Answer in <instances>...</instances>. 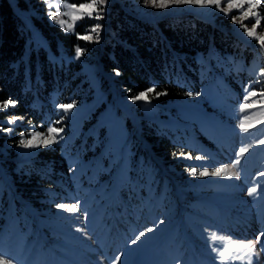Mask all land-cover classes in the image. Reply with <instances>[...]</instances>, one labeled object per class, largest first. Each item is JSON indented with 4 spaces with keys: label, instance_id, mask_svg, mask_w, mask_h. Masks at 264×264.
Returning a JSON list of instances; mask_svg holds the SVG:
<instances>
[{
    "label": "rangeland",
    "instance_id": "rangeland-1",
    "mask_svg": "<svg viewBox=\"0 0 264 264\" xmlns=\"http://www.w3.org/2000/svg\"><path fill=\"white\" fill-rule=\"evenodd\" d=\"M9 1L15 5L14 0ZM127 1L136 15L149 19L191 12L211 22L227 21L225 29L236 37L240 46L237 53L213 59L209 57L211 54L199 55L197 59L202 81L200 93L208 108L189 107L182 113L187 124L173 122L172 125L181 129V133H177L181 138L177 137L175 142L181 144L180 148L193 152L189 164L193 170L196 167L208 172L231 169L239 158L240 175L212 176L205 184L193 182L191 186L198 193L178 203L177 195L184 198L178 180L154 157L149 142L140 136L136 112L141 111L144 118L159 124L171 123L162 118L153 104L119 96V89L113 82L115 74L101 73L93 62L94 55L89 52L92 42H88L90 46L83 45L79 59L76 49L73 55L67 56L58 46L54 54L32 22L31 16L38 17L40 13L15 8L26 35L27 57L31 51L37 55L41 49L51 62L67 65L71 61L78 69L74 75H79V84L72 86L73 92L68 91L69 87L59 90L54 87L49 99L43 103L35 101L36 107L41 108L36 124L43 127L46 134L49 127L63 129L52 145L60 147L68 168L67 179L61 183L58 193H54L56 212L49 223L40 221L29 204L13 201V186L0 163V254L11 258L13 264H116L117 256L119 264H144L149 254L155 264H221L218 252L212 249L215 246L218 251L223 250L226 240L213 242V232L218 237L242 242L254 241L264 232V175H261L264 144L259 143L264 139V123H259L264 119V107L256 96L248 101L253 107L244 111L240 108L245 103L246 90L257 93L264 90V76L260 75L264 71V49L247 36L240 22L234 23L231 19L239 16L242 10L233 9L226 15L212 7L170 5L161 9L153 7L151 0ZM48 2L60 7L49 8L44 0L46 19L64 33L73 34L76 25L88 18L76 21L69 31L70 17L60 16L67 22L63 28L50 18V13L67 12L63 7L67 2ZM226 3L227 0H222V6ZM242 23L250 28L255 17ZM93 27L83 36L96 37L91 32ZM262 32L264 19L257 28L258 34ZM226 75L229 82L224 80ZM69 103L75 106L65 113L60 105ZM246 117L250 118L246 123H255V126L243 132L240 122ZM9 119L3 120V124L12 131L2 132L12 137L15 136L13 127L17 124L24 127L25 122L17 120L15 124H8ZM26 126L29 131L22 132L24 139H29L34 132L40 133L39 127ZM242 147H249V150L240 158L238 153ZM30 149L6 142L0 148V162L11 159L13 153L18 155L17 159L27 161L32 156ZM252 187L257 188V193L250 196L248 191ZM129 195L135 199V211L117 203L121 200L119 197ZM58 204H78L79 208L69 213L57 208ZM139 209L144 210L143 219ZM97 218L100 219L99 229H95L98 224L93 228ZM131 225L135 229L138 226L137 235L148 228L153 231L146 232L136 244L130 241L118 249L115 245L123 227ZM244 231L250 233L246 239L242 238ZM261 240L264 243V237ZM82 246L91 248L92 253ZM257 252L254 264H264V252L259 250V245ZM224 264H247V260L230 259Z\"/></svg>",
    "mask_w": 264,
    "mask_h": 264
},
{
    "label": "trees",
    "instance_id": "trees-1",
    "mask_svg": "<svg viewBox=\"0 0 264 264\" xmlns=\"http://www.w3.org/2000/svg\"><path fill=\"white\" fill-rule=\"evenodd\" d=\"M64 1L78 6L91 0ZM14 2L15 5L9 0H0V102L15 101L14 107L10 104L7 109L0 110V129H3L0 130V148L6 142L20 146V133L29 131L26 125L39 127L38 131L44 136L46 130L36 124L41 108L36 107L35 101L43 103L55 88L69 87L68 91L73 92L72 86L79 84V75H74L78 69L71 61L67 65L51 62L41 49L37 55L31 51L27 57L26 35L15 8L30 9L40 13L38 17L31 16L32 22L52 53L57 54L60 46L67 56H71L77 47L83 48L92 42L89 52L94 55L93 62L101 73L115 74L113 82L120 97L133 101V96L155 86V92L149 95V103L171 124L151 121L137 111L139 133L149 142L154 157L175 175L184 196L183 202L187 196L198 193L191 183L205 184L212 179V175H198L204 170L190 167L193 152L180 148L181 144L175 142L181 129L172 123L187 124L182 113L189 107L208 108L200 93L202 81L197 59L199 55L211 54L209 57L213 59L237 53L240 46L236 37L225 29L227 21L211 22L191 12L149 19L136 15L127 0H105L104 4L98 5V9H102L99 11L102 18H87L76 25L71 34L49 24L44 15V0ZM257 11L264 14V5ZM95 25L100 26L96 37L86 42L78 39ZM117 71L119 75H116ZM224 78L229 82L228 75ZM157 92L166 94L157 96ZM13 116L20 117L18 120L25 125H15V136L9 137L2 132L10 128L3 120ZM30 153L32 156L27 161L17 159L18 155L13 153L11 159L0 162L1 167L13 186V201L29 204L40 221L49 223L56 212L54 193H58L61 183L67 179L68 168L58 145H41L31 148Z\"/></svg>",
    "mask_w": 264,
    "mask_h": 264
},
{
    "label": "snow or ice",
    "instance_id": "snow-or-ice-1",
    "mask_svg": "<svg viewBox=\"0 0 264 264\" xmlns=\"http://www.w3.org/2000/svg\"><path fill=\"white\" fill-rule=\"evenodd\" d=\"M45 3L49 8H59V4L49 3L48 0H45ZM105 3V0H91V2L82 3L80 5H72V4H63L64 8H67V12H57L56 14L50 13V18L55 22L59 23L60 26L63 28L66 25V21L61 20L60 16H68L71 18L72 23L67 24V30L71 31L74 28L76 21L82 20L85 17L93 18V19H101L102 17L99 15V11L102 9H98V5H102ZM152 6L155 8H168L170 5H196L201 8H215L219 9L220 11L224 12L226 15L231 13L233 9H240L242 10L239 16L231 17L234 23L240 22V26L244 29L247 36L255 39L258 43L260 48L264 49V32L257 33V28L261 25V15L257 11V9L261 6V0H227L226 6H222V0H151ZM245 5L247 7H245ZM249 17H255V23L249 28L244 23L243 20H247ZM99 25H95L92 29V33L99 34ZM80 39L84 40H91L93 37L91 35L87 36H80ZM83 54V50L79 47L76 48V58L79 59L80 56ZM120 73L117 71L116 75ZM261 76H264V71L260 72ZM155 92V86L146 89L143 92H140L138 95L132 97L133 102L135 101H145L146 103L149 101V95ZM166 93H156L157 96L164 95ZM192 95V93H189ZM198 95V93H197ZM259 96V103L262 107H264V90H261L259 93L256 91H248L246 90V95L244 97L245 103L241 104L240 108L241 111L246 110L247 108H251L254 105L252 103H248L251 97ZM15 106V101H3L0 102V110L7 109L9 105ZM75 106L74 103H69L65 105H60V108L63 109L65 113L69 112ZM20 119V117L13 116L11 119L7 121L8 124H15L16 121ZM250 118L246 117L244 120L240 122L241 131L247 132L249 127H254L255 123H246L247 120ZM259 123H264V119H261ZM3 130V129H0ZM6 131L11 132L12 129L8 128ZM62 128L56 127H49L47 130V134L42 136L40 133L32 134L31 139H24L23 133L21 134V141L20 146L24 148H35L41 145L47 147L48 145L54 144L57 142V137L59 136L60 132H62ZM260 144H264V139L259 141ZM250 147V146H249ZM249 147H242L239 150L238 157L242 158L246 152H248ZM200 159V157H197ZM240 159L237 158L235 163L232 164L231 169L228 168H218L213 172H208L207 170L198 173L200 176H217V175H227V176H236L239 177L240 172L237 170V166L240 164ZM264 175V172L261 173ZM257 193V188L252 187L248 191V195L252 196L253 194ZM57 208L62 209L63 211L72 213L76 212L79 208L78 204L66 205V204H58ZM77 231H80L77 228ZM153 229L148 228L145 231H141L138 235H136L135 239L131 241L132 244H136L137 241L141 240L142 237L146 235V232H151ZM264 237V232L258 234L254 241L242 242V241H233L231 237H218L215 232L211 234V240L213 242L217 241L218 239L221 241H225L223 250L218 251L215 246H213V251L218 252V256L220 258L221 264H224L225 261L232 260H247V264H254L253 257L258 256L257 246L259 245V250L264 252V243H262L261 238ZM120 257L117 256L115 258L116 264H119ZM0 264H13V260L11 258H6L4 255L0 254Z\"/></svg>",
    "mask_w": 264,
    "mask_h": 264
},
{
    "label": "bare ground",
    "instance_id": "bare-ground-1",
    "mask_svg": "<svg viewBox=\"0 0 264 264\" xmlns=\"http://www.w3.org/2000/svg\"><path fill=\"white\" fill-rule=\"evenodd\" d=\"M96 220H95V224H94L93 228H95L97 226L99 218H97ZM81 248H86L87 249L88 247L82 246ZM88 249H89V252L92 253L93 250L91 248H88ZM144 264H155L154 261H153L152 254H149L147 256V258L144 260Z\"/></svg>",
    "mask_w": 264,
    "mask_h": 264
}]
</instances>
